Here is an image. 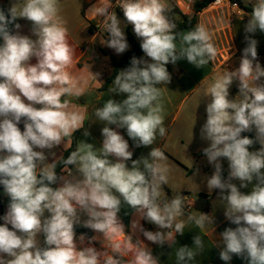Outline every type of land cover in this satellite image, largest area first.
Segmentation results:
<instances>
[{
  "label": "clouds",
  "instance_id": "clouds-1",
  "mask_svg": "<svg viewBox=\"0 0 264 264\" xmlns=\"http://www.w3.org/2000/svg\"><path fill=\"white\" fill-rule=\"evenodd\" d=\"M116 5L133 26L145 58L133 57L130 66L113 80L109 91L127 94V98L121 102L108 99L96 110V117L106 125L102 128V147L97 151L93 145L81 142L64 160L80 174L81 179L74 183L59 177L55 164L46 163L42 151L60 145L81 124V117L69 112L67 102L61 101L62 96L73 92L66 71L72 50L67 29L57 20V0H23L19 5L14 2L7 14L0 10V185L10 198L2 217L4 224L0 225V264H100L101 253L95 248L77 250L74 225L83 212L89 217L84 226L105 234L118 227L123 233L117 219L122 201L138 217L132 221V228H139L148 241L170 247L176 234L184 235V224L175 222L184 214L183 197L158 202L162 185L167 182V169L159 163L166 159L164 153L151 148L148 157L133 160L129 168L127 161L133 153L128 141L109 126L126 129L137 147L151 146L157 132L161 137L166 134L160 104V86L171 82L166 66L186 59L202 68L215 58L216 47L208 31L197 26L183 36L186 46L177 52L176 25L165 15L163 0H116ZM112 7V0H98L88 9L87 17L103 18L110 39L102 43L120 54L128 44L121 21L114 11L109 12ZM20 18L31 22L37 39L10 31V25L20 29L16 23ZM257 30L264 32V0H257L245 24L247 46L239 67L225 73L210 88L211 102L200 129L201 138L209 142L203 154L214 168L206 178L207 189L220 190L224 215L237 225L220 233L216 244L221 249L220 259L227 262L236 255L247 259L248 264H264V83H260L264 69L258 62L254 64L258 41L248 35ZM32 57L37 58L35 65L28 63ZM250 78L256 86H250ZM233 81H239V100L228 99ZM20 123L23 131L18 127ZM252 131L255 139L241 135ZM254 143H259L260 149L249 151ZM221 158L228 161L227 180L222 179ZM141 161L143 170L137 166ZM233 180H238L240 186ZM58 182L61 186L52 187ZM249 184L253 186L248 194L240 191ZM141 219L158 230L143 229ZM189 220L201 228L206 221L213 223L203 213ZM41 234L43 245L38 239ZM193 244L202 249V238L195 235ZM176 256L179 264H185L195 253L181 246ZM104 264H121V260L113 256ZM127 264L159 261L151 251L137 248Z\"/></svg>",
  "mask_w": 264,
  "mask_h": 264
},
{
  "label": "crops",
  "instance_id": "crops-1",
  "mask_svg": "<svg viewBox=\"0 0 264 264\" xmlns=\"http://www.w3.org/2000/svg\"><path fill=\"white\" fill-rule=\"evenodd\" d=\"M18 5L23 0H0V4L5 5L8 9L13 3ZM71 2V3H70ZM84 5H78L71 0H57V20L67 29V42L72 50V61L66 69L67 73L73 82V92L70 95L61 97L62 102H67L68 111L78 114L81 117V124L78 130H72L70 136L65 137L64 141L52 149H43L46 156V163L56 164L61 160L66 151H75L81 142L93 145L94 150L102 147V128L105 122L100 121L95 113L97 108L103 107L108 99L121 102L127 98V94H117L110 92L113 81L104 90L101 89L108 76H105L104 64L101 56H105L107 64L111 66L110 57H121L124 53L130 50V44L123 53L116 51L108 46L97 45V40L100 36L102 28L96 29L90 27L87 17L88 9L98 3V0H83ZM164 3L172 2L171 0H163ZM180 5L186 4L184 0H178ZM176 3L178 9L183 14H186ZM244 5L253 7L257 0H242ZM189 9L190 7L187 6ZM112 9H109L111 12ZM243 14H236L231 10L228 0H217L207 7V10L202 16L203 24L199 22L198 26L204 27L211 40L216 47V56L202 68H197L186 59L177 60L175 64H168V72L171 75V82L167 85H162V96L160 104L163 108L164 123L166 134L161 137L157 132L156 139L151 146L137 147L135 141L128 137L127 131L124 128H117L115 125H110L119 132L124 139L128 141L129 151L133 153L132 159L127 161V166L131 168L133 160L148 157L151 148H157L164 153L166 159L159 163L167 169V182L162 185L161 196L159 203L170 202L171 199L185 194H193L200 200H194L190 211H183L182 216H178L175 222L184 224V235L178 234L174 237V243L169 247L167 244L160 246L146 239L143 233L132 228V221L138 219L134 210L122 201L120 211L117 213L118 222L123 226V233L117 227L107 234L98 232L90 228L92 235L86 237L83 234L75 233L74 240L77 244V250H82L85 247L95 248L101 253L100 264L108 257L120 258L123 257L133 259L135 249L143 248L151 251L154 257L159 261V264H179L176 253L181 246H188L195 253L191 261L185 264H248V260L244 257L233 255L230 261L220 259V248L216 244L220 240V233L226 228L235 229L237 225L231 223L224 215L225 203L219 199L220 190H208L206 178L210 177L214 168L207 161L203 154V149L209 146V142L201 138L200 129L206 121V106L211 102L209 91L213 83L224 75V68L230 71L239 67V62L242 57L243 49L247 46L245 41L244 27L248 21L249 14L243 10ZM20 29H15L20 35L28 36L31 39H37L32 33L31 22L20 18ZM95 23L101 21L100 17L93 19ZM210 27V29L208 28ZM188 30L182 31L179 37L175 40L177 52L185 47L183 36L188 33ZM251 38L258 41L257 55L264 53V32L257 30L254 34H248ZM105 40L110 39V36ZM128 41V40H127ZM137 58H145L144 54ZM37 58L32 57L29 64L35 65ZM261 67L264 64L259 61ZM124 70L120 69L119 71ZM118 71V72H119ZM98 74V75H97ZM97 75V77L95 76ZM3 78H0L2 82ZM249 80H252L251 78ZM263 83V82H260ZM239 89V85L236 86ZM25 103H29L26 98L22 97ZM84 102H90L86 104ZM36 107H40L36 105ZM87 132V135H85ZM242 136L243 133L241 134ZM255 137V131H253ZM260 146L252 145L249 151H258ZM41 151V149H35ZM112 162H116L114 157H109ZM150 159V158H149ZM151 162V161H150ZM222 164V179L227 180L229 173V165L226 158H221ZM143 170V163L137 165ZM264 171V170H262ZM59 177L63 180L76 182L81 179L80 174L74 169V166H65ZM233 183L240 186L238 180H233ZM255 181H253V184ZM57 187L61 186L60 182ZM252 184L247 188H240V191L248 194L252 190ZM4 191V192H1ZM0 200L5 206L7 212L10 202L9 196L5 190H0ZM207 214L212 218L213 223L206 221L203 228L198 227L194 220H189V217H196ZM49 213H45L48 216ZM86 213H79V222L75 225H84L88 220ZM140 225L147 231H157L158 228L145 221L140 220ZM4 224V220L0 225ZM11 227V225H9ZM125 235V239L120 240V235ZM199 235L203 241V248L198 249L193 244V237ZM81 237H83L81 239ZM38 239L44 241V236L41 234ZM41 242V241H40Z\"/></svg>",
  "mask_w": 264,
  "mask_h": 264
},
{
  "label": "trees",
  "instance_id": "trees-1",
  "mask_svg": "<svg viewBox=\"0 0 264 264\" xmlns=\"http://www.w3.org/2000/svg\"><path fill=\"white\" fill-rule=\"evenodd\" d=\"M215 1H217V0H194L193 6H192L193 7V13L190 16H182L180 21L177 23L174 22L170 17V15L172 14V11H171V13L168 12L166 16L168 17V19L172 23H174L176 25V28L174 29L176 39L179 37V35L182 33V31L194 30L198 26V14L201 13L207 7H209V5H211ZM232 1L238 3V5L241 7V9L248 12V13H251L253 10V7H249V6L244 5L242 0H232ZM0 10L5 11V13L7 14L8 8L5 5L0 4ZM174 11L181 14L180 10L177 8L174 9ZM16 23H20V20L18 19L16 21ZM9 28H10V31L14 34L15 33L14 25H10ZM126 37H127V40L129 42L131 48L129 51L124 53L119 58H116L114 56L110 57L112 71H111V74L105 80L103 86L101 87L102 90H104L108 87V85L114 80L115 76L117 75V73L120 69H126L127 67L130 66V61L133 57L137 58V57L144 54L141 47H140L141 42L136 41V39L130 33L128 27L126 29ZM2 43H3V40L0 39V44H2ZM166 67L168 68L169 66L167 65ZM18 127H20L21 131H23V123H20L18 125ZM243 135L247 136L250 139H255V137L253 135V131L252 132H244ZM253 145L260 146L259 143H254ZM70 153H71V151H66L65 154L63 155V157L61 158V160L55 164V172L57 173L58 176L60 175L61 170L65 166H67L64 164V160L70 155ZM56 185L57 184H54V185H52V187L55 188V187H57ZM3 189H4L3 186L0 185V190H3ZM4 215H5V206L3 205L2 201L0 200V222L3 221L2 217ZM9 228L11 229V227H9ZM74 232L78 233V234H83L86 237H91V235H92L90 228L86 227L84 225H74Z\"/></svg>",
  "mask_w": 264,
  "mask_h": 264
},
{
  "label": "rangeland",
  "instance_id": "rangeland-1",
  "mask_svg": "<svg viewBox=\"0 0 264 264\" xmlns=\"http://www.w3.org/2000/svg\"><path fill=\"white\" fill-rule=\"evenodd\" d=\"M71 1L74 2V3L76 2L78 5H81V6L84 5L83 0H71ZM184 1L186 2V4L180 5L179 2H178V5H179V7L183 11H185L186 14H183L181 11H180L181 14L180 13H177L176 11H174V9H176V8L178 9V6L176 4L177 3L176 0H174L173 2H170V3L168 2L169 5L167 4L169 6L167 12H170L171 13V11H172V14L171 15L169 14V15H170L171 19L174 22H176V23L180 21V19L182 18V16H190L193 13V7L192 6H193V1L194 0H191V2L189 0H184ZM228 1H229V3H233L234 2L232 0H228ZM249 1H251V0H249ZM187 6H189L190 8L188 9ZM205 10H207V8L204 9L201 13L198 14V24H199V22H201L203 24V18H204V16H202L201 14H203L205 12ZM112 11H114L116 13L117 18L121 21V28H122V30H123V32L125 34L126 42L128 43L127 37H126L127 23H126L125 19L123 18V16L120 13H118L116 10H112ZM88 22L89 23H94V21H93L92 18H89L88 19ZM208 28L210 29V27H208ZM102 29L103 30L101 31L100 36H99L96 44L97 45H100V46L103 45L104 47H106L107 45L104 44V43H102V41H107V40L104 39V36L106 34H108L110 36V34L106 32L105 27H102ZM101 58L103 59L101 61V64H104L105 76H109L111 74L112 67H110L107 64V61L105 60L106 59L105 56H101ZM261 68L264 69V67H261ZM223 71H224V74H225V73H227L230 70H228L227 68H224ZM260 82H263L264 83V80H261ZM256 83L257 82L254 81V80H249L250 86H256ZM238 85H239V81H233V83L230 85V87H229V96H228V99L229 100H235V99L239 100V99H241V97L239 96V89H236V86H238ZM190 195L193 196L195 198V200L196 199L197 200H200L199 198H197V196H195L193 194H190ZM119 239L120 240L125 239V235H123V234L120 235L119 236ZM40 241H41V245H43V241L41 239H40ZM108 258H106V259H108ZM105 260L101 264H104ZM128 261H131V260H129V258H127V257H123V260L121 261V264H127Z\"/></svg>",
  "mask_w": 264,
  "mask_h": 264
},
{
  "label": "built area",
  "instance_id": "built-area-1",
  "mask_svg": "<svg viewBox=\"0 0 264 264\" xmlns=\"http://www.w3.org/2000/svg\"><path fill=\"white\" fill-rule=\"evenodd\" d=\"M171 1L173 2L174 0H171ZM176 1L178 2V0H176ZM189 1L191 2V0H189ZM112 5H113V7L111 9L112 10H116L125 19L122 9L119 8L118 5H116V0H112ZM168 5H169V3H168ZM168 5L166 4L167 11H168V7H169ZM230 7H231V10H233L234 13H236L238 15L244 13L243 10L241 9V7L236 2L230 3ZM167 11H166L165 15H167V13H168ZM101 19H103V18L101 17ZM125 21H126V19H125ZM126 23H127V21H126ZM89 26L90 27H95L96 29H100V28L104 27L103 26V20H101L99 23H95V22L94 23H89ZM127 27L129 29L130 33L136 39V41L141 42L140 39L136 37V35H135L134 31H133V26L131 24L127 23ZM108 37H109V35L106 34V38H108ZM256 61H259L260 63L264 64V53L257 55V60ZM194 200H195V198L193 196H191L190 194H185L184 195V199H183V211H185V212L190 211L192 206H193Z\"/></svg>",
  "mask_w": 264,
  "mask_h": 264
},
{
  "label": "water",
  "instance_id": "water-1",
  "mask_svg": "<svg viewBox=\"0 0 264 264\" xmlns=\"http://www.w3.org/2000/svg\"><path fill=\"white\" fill-rule=\"evenodd\" d=\"M84 103H86V104H90V102H84ZM1 192H4V191H1Z\"/></svg>",
  "mask_w": 264,
  "mask_h": 264
},
{
  "label": "bare ground",
  "instance_id": "bare-ground-1",
  "mask_svg": "<svg viewBox=\"0 0 264 264\" xmlns=\"http://www.w3.org/2000/svg\"><path fill=\"white\" fill-rule=\"evenodd\" d=\"M102 20V19H101Z\"/></svg>",
  "mask_w": 264,
  "mask_h": 264
}]
</instances>
